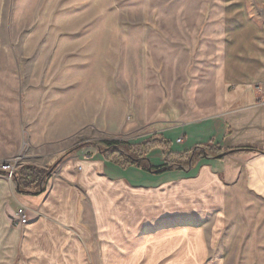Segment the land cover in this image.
Returning a JSON list of instances; mask_svg holds the SVG:
<instances>
[{"label":"crops","instance_id":"crops-1","mask_svg":"<svg viewBox=\"0 0 264 264\" xmlns=\"http://www.w3.org/2000/svg\"><path fill=\"white\" fill-rule=\"evenodd\" d=\"M245 14L229 18L218 113L155 133L172 149L181 137L179 152L209 143L263 153L207 157L152 174L85 148L33 192L17 191L0 172V264H219L241 242L245 264H264V21ZM35 142L22 165L48 169L64 149H57V130ZM18 150L8 148L7 160ZM148 159L162 163V150L151 149ZM18 207L24 225L15 221Z\"/></svg>","mask_w":264,"mask_h":264},{"label":"rangeland","instance_id":"rangeland-1","mask_svg":"<svg viewBox=\"0 0 264 264\" xmlns=\"http://www.w3.org/2000/svg\"><path fill=\"white\" fill-rule=\"evenodd\" d=\"M246 10L264 21L257 0H0V164L55 130L58 159L216 115L229 18ZM226 251L219 264H245L244 242Z\"/></svg>","mask_w":264,"mask_h":264},{"label":"trees","instance_id":"trees-1","mask_svg":"<svg viewBox=\"0 0 264 264\" xmlns=\"http://www.w3.org/2000/svg\"><path fill=\"white\" fill-rule=\"evenodd\" d=\"M93 144L106 161L112 162L121 168L133 166L154 174H161L172 170L174 167L179 168V166H184V162L186 160L188 162L190 157L191 163L194 160L198 161L205 157L203 152H206L207 155L217 159L224 157L229 151L228 155L238 152L263 153L260 148L252 146L244 145L234 148L221 149L218 146L206 143L196 145L192 151L175 154L169 151L170 141L156 135H153L147 140H144L134 146L114 140H104ZM80 147L81 144L64 152L57 159V162L52 164L48 169H39L34 166L21 165L12 176V179L16 184L17 191L33 192L38 189L39 183L44 181L50 175L52 169H54L65 156L70 155ZM153 148H160L165 154L164 164L162 166L152 167L148 166L145 162L140 161Z\"/></svg>","mask_w":264,"mask_h":264},{"label":"built area","instance_id":"built-area-1","mask_svg":"<svg viewBox=\"0 0 264 264\" xmlns=\"http://www.w3.org/2000/svg\"><path fill=\"white\" fill-rule=\"evenodd\" d=\"M180 138L177 139V142H180ZM21 166L19 156H15L12 160L6 161L0 164V172L8 179H12L14 173ZM15 221L19 225H24L27 223V217L24 207H18L15 211Z\"/></svg>","mask_w":264,"mask_h":264},{"label":"water","instance_id":"water-1","mask_svg":"<svg viewBox=\"0 0 264 264\" xmlns=\"http://www.w3.org/2000/svg\"><path fill=\"white\" fill-rule=\"evenodd\" d=\"M229 152H230V151H229ZM229 152L226 153V154L228 155ZM203 153H204L205 158H207V157H211V156L207 155L206 152H203ZM212 158H215V157H212ZM141 160H147V159H146V158H142ZM141 160H140V161H141ZM179 168H182V170L185 169L184 166H179ZM190 168H191V157L189 158L188 166H187L186 169H190Z\"/></svg>","mask_w":264,"mask_h":264}]
</instances>
